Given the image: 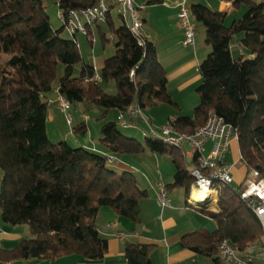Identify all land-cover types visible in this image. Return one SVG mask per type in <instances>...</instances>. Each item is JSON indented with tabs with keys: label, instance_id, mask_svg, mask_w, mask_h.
Returning <instances> with one entry per match:
<instances>
[{
	"label": "trees",
	"instance_id": "1",
	"mask_svg": "<svg viewBox=\"0 0 264 264\" xmlns=\"http://www.w3.org/2000/svg\"><path fill=\"white\" fill-rule=\"evenodd\" d=\"M97 1L58 0L63 23L56 31L42 0H0V218L4 225H26L30 231V238L21 239L13 249H0V261L66 256L101 260L108 252V241L95 224L99 210L109 208L118 217L138 223L139 202L147 197L134 174L110 169L108 157L145 151L163 154L165 146L170 147L147 137L143 144L127 138L116 121L100 126L99 143L105 154L49 142L46 118L52 93L70 108L75 104L99 107L103 113L98 121L111 109L119 117L131 106L176 107L155 47L146 39L140 47L122 22L114 25L111 13L104 23L95 24L98 30L101 25L108 27L110 38L101 33V41L103 46L111 42L114 49L113 56L101 62L99 73L81 59L76 33L70 34L71 39L60 36L69 12L88 9ZM225 1L246 7L243 16L229 25L224 12L202 4L189 8L192 21L204 28L210 52L197 69L199 104L192 117L168 119L165 125L193 133L210 117L222 118L238 137L242 161L264 179V4ZM91 30L87 28L86 37L92 36ZM237 37L247 56L234 59L230 47ZM109 82L115 84L114 94L104 91ZM84 130V123L76 126L82 135ZM184 161V155L173 158L171 187H184L188 199L194 179L184 169ZM241 192V184L221 186L216 212H203L215 223L214 231L187 230L168 241L180 243L211 264H224L217 257L224 241L241 252L261 244L262 228L240 200ZM157 246L149 241L124 243L126 264H151Z\"/></svg>",
	"mask_w": 264,
	"mask_h": 264
},
{
	"label": "crops",
	"instance_id": "2",
	"mask_svg": "<svg viewBox=\"0 0 264 264\" xmlns=\"http://www.w3.org/2000/svg\"><path fill=\"white\" fill-rule=\"evenodd\" d=\"M138 1L140 2V6H143L144 9L145 6L149 7L146 14H141L140 12V17L143 21V35L146 41L155 47L157 60L166 73L167 92L170 95V98L172 97L175 100V102L174 100L173 102L180 106L177 100L174 98L172 91H175V93L177 94V91L183 92L193 89L196 90L197 80L195 82H192L193 80L192 78H189V75L193 76L195 74L194 79H196L195 72H197L198 66L206 58V56L210 52V49L205 43L204 37H202V35L200 34H197V32L194 46L188 48L185 47L183 44L182 45L184 47L180 45L183 36L178 26L177 15L179 10V3H177V0H171L172 4H168L167 2H165L167 0H157V4H148V2H154V0ZM234 2L235 1L227 2L225 0H220L219 2H217L218 6L213 7V9L215 8L218 9V11L220 12L226 13V25L230 24L235 20L240 19L246 12V7L244 5H234ZM94 26L96 25H93L91 27L92 34ZM172 36L174 42L169 44ZM175 45L178 49L182 50V52H179L178 54L175 53ZM230 51L234 59H237L240 56H247L245 50L240 46L238 37L233 41L230 47ZM99 71H97V73H99ZM52 94L55 95V93ZM48 99L50 101V98ZM197 100L198 99L195 98L193 104L194 107L199 103ZM99 117L100 115H98L96 119H98ZM176 117L179 116H170V118L168 119H174ZM81 120V122L84 123L85 126V132L83 135H88V116L82 113ZM68 122L72 125L70 117L68 118ZM98 123L99 124L97 130L100 134L101 125L100 122ZM136 124L137 127L135 130L138 129V131H141L143 135V133H145V131L143 130L144 126L140 125L141 123H138L137 120ZM150 124L151 126L153 125L151 122ZM119 125L123 126L121 123H119ZM95 136H97V132ZM100 138L101 136L99 137L98 141L100 140ZM236 142L238 143V141H232L230 144ZM75 147H83L86 150L105 154L103 147L101 145H96L94 141L91 142L89 140H86L85 142H82L77 139ZM207 147L208 149L209 147H211V142H207L205 144V149ZM146 152L148 151H145L142 154H146ZM109 157L114 159L113 163H110L109 165L113 166V170L118 173L131 172L132 174H134V172L137 173V169H139L135 164V160H137L136 158H139V155H123L118 157ZM141 163L143 164V168L146 169L145 174H148L144 177H146L147 180L150 179L149 176L153 177L154 181H156V186L154 189H151L149 191L144 189L145 191H147V197L139 202L138 223H132L130 221L118 217V215H116L109 208H102L99 210L95 218V224L100 235L108 241V252L101 260L91 261L77 256H66L55 260L28 258L7 262L0 261V264H126L124 253L122 251V246L124 245V243H130L134 241H149L158 244V246L153 250L150 255L151 264H211V261L209 259L204 261L199 255H196L186 249H183L180 243L169 242L168 240L172 239L183 231H204L201 230V228H198V225L200 224V217L199 215H197V212L202 214L203 212H216V209L215 211H210L204 208H197L192 205H189L190 209L193 210L192 212L189 211L187 207H182L181 199L173 198L174 202H172L169 197L168 198L170 200V206H159L160 203L158 200L157 185L161 184L165 188L162 182H159L163 179L164 176L159 172V167L158 172H156L150 165L146 163L145 160H143ZM236 164L237 163L231 164L233 165L231 169V174L233 177V184L239 185L242 182V176L241 173H239L236 169ZM170 171L168 170V173ZM139 184L140 183L138 182V185ZM193 185L191 187V190L189 191V194L193 189ZM187 200L188 199L185 198V201ZM21 226L23 225H4L0 218V249L11 250L17 246L21 239L30 238V231H28V229H25V227Z\"/></svg>",
	"mask_w": 264,
	"mask_h": 264
},
{
	"label": "built area",
	"instance_id": "3",
	"mask_svg": "<svg viewBox=\"0 0 264 264\" xmlns=\"http://www.w3.org/2000/svg\"><path fill=\"white\" fill-rule=\"evenodd\" d=\"M114 6L118 9L120 21L128 31L136 38L140 47L145 46V37L142 32L143 21L140 17V10L134 5L133 0H112ZM255 3L264 4V0H250ZM178 26L182 32V44L186 47L194 46L196 37L195 23L190 17L189 8L186 7V1L182 0L178 5ZM110 4L106 5L104 0H98L95 5L88 9L69 12L66 20V29L70 34L77 32L86 35L87 28L95 24L104 23L107 15L111 13ZM59 19L63 23V15L59 13ZM134 71L131 72V76ZM95 81L100 78L95 75ZM62 112L70 110L69 103L58 98ZM126 116V117H125ZM141 109L138 107H129L118 117L119 123L125 128L136 129V120H141ZM148 130L143 133V137L161 141L175 150L182 152L186 160L195 162V166L188 169V172L194 179L193 189L189 194L187 203L197 208L215 211L218 201V187L229 186L233 184L231 169L233 165L224 161V155L232 141H238L237 135L231 126L227 125L222 118L217 116L210 117L207 122L193 133H180L165 125L159 130H155L150 124ZM211 142V148L206 157L203 156L205 144ZM113 158L108 157V162L113 163ZM240 161L242 158L240 156ZM217 187V188H216ZM242 192L240 200L246 205L251 213L257 218L262 228V242L258 247H249V251H239L236 247L224 241L218 246L217 257L224 264H264V179L257 170L251 169L241 184ZM158 200L161 207L170 206L165 188L157 185ZM194 189L201 191L209 189L214 191V204L212 205V196L199 204L191 202Z\"/></svg>",
	"mask_w": 264,
	"mask_h": 264
},
{
	"label": "rangeland",
	"instance_id": "4",
	"mask_svg": "<svg viewBox=\"0 0 264 264\" xmlns=\"http://www.w3.org/2000/svg\"><path fill=\"white\" fill-rule=\"evenodd\" d=\"M57 1L58 0H42L43 7L49 18L51 27L56 31L62 26V21L59 19V12H58V8L56 5ZM134 1L133 3L136 7L138 8L142 7L140 6V2L138 0H134ZM181 1L182 0H177V3H181ZM185 1H186L187 8H190L192 4L201 3L202 5L206 7L209 6L210 9H213L214 6H218L217 2H219L220 0L219 1L217 0H185ZM104 2L106 5L110 4V6H112L111 16H112L114 25L116 27L120 26L121 21L118 18V9L116 6L113 5L114 2L112 0H104ZM165 2H167L168 4H172L171 0H167ZM154 4H157V0H154ZM148 9L149 7L147 6H145V9L142 8V10H140L141 14H146ZM213 10H218V9L214 8ZM195 27H196L197 34L202 35L205 41L204 28L198 23H195ZM93 29L94 30H93L92 36L86 37L82 33L77 32L75 38L78 41L81 59L87 64H89L90 66H92L94 70L97 72L100 70V66H101V63L99 62H102L104 59H107L113 56L114 49H113L111 42L106 43L103 46L102 41H101V37H100L101 33H103L107 39L110 38V34H109V30L107 26L101 25L99 30L96 28V26H94ZM60 36L65 39L72 38V35H70V33L67 31L66 28L60 34ZM90 40H92L91 44H90ZM173 40L174 39L172 36L169 44L173 43L174 42ZM180 45H182V41L180 42ZM174 52L178 54L179 52H182V50L178 49L175 45ZM77 72H78V67H76L75 69V74H77ZM195 73H196V79H194L195 74L193 76L189 75V78H192L193 80L192 82H195L197 80V85H196V88H197V86L200 84L201 79H200V75L198 71ZM192 86H195V85H192ZM104 91L108 94H114L116 92V87H115L114 82H109L105 84ZM172 94L180 106H178L175 103L176 107L170 106L167 104H159L154 107H149L146 104L141 109L142 117H141V120L139 119L137 121L138 123H141L140 125L144 126L143 130L145 132L146 130H148L147 124H150V122L153 124L152 126H154L155 130H159L167 123V120L168 118H170V116L192 117L193 108H195L199 104L198 103L195 107L193 105L195 98L198 99L197 101L199 102V97L197 93L195 92V89L183 91V92L177 91L178 95L175 93V91H172ZM49 98H50V101L48 103V111H47V118H46V131L48 135V140L52 144H56L59 142H66L70 146L75 147L77 143V139H78L79 141H82V142H85L86 140H89L91 142L94 141L95 144L99 146L100 143L98 139L100 137V134L98 133V130H97L98 129L97 127L99 124L98 122H100V125H102L105 122L116 121L118 122V125H119L118 112L114 109L109 110L107 114L103 117V119L101 121H98V119L96 118L98 117V115L100 116L102 115L103 110H101L97 106L89 105V104H75L67 112H62L60 102L58 101L56 96L54 94H50ZM171 99L172 101L174 100L172 97ZM82 113L88 116V121H87V125H88L87 134L88 135H82L80 131H76V126L82 121L81 120ZM69 117L71 119L72 125L68 122ZM118 129L122 133L123 136L134 139L137 142L143 144L144 137L141 131L139 132L138 129L137 130L126 129L120 125L118 126ZM96 132H97V136H95ZM165 148L167 152L163 154H152L149 152H146V154H140L139 158H136L137 160H135V164L139 169H137V173L134 172L135 174L134 176L136 177L137 181L140 183L139 184L140 189H143V190L145 189L149 191L155 188L156 181H154L153 177L151 176H149L150 179L148 180L146 179V177H144V176H147L148 174L147 175L145 174L146 169L143 168V164L141 162L145 160L146 163L150 165L153 168V170H155L156 172H158V167H159V172L164 176L163 179L159 182H162V184L165 186V189L168 192V197L171 199V201L174 202L173 198H179L181 199L182 207L183 208L187 207L189 211L193 212V210L190 209V206L188 205V203H185L187 202L185 201L186 189L184 187H171V185L173 184V174L175 173V167L173 165L172 160L175 157H181L183 154L182 152L175 150V149H171L168 146H165ZM210 148L211 147H209L208 149L207 147L205 149L206 151L203 154L204 157L208 155ZM239 153H240V149H239L238 143L236 142V143L230 144L227 152L225 153V161L229 164L237 163L236 169L238 170L239 173H241L242 182H243L248 172L251 170V168L250 169L247 168V164L245 161L239 160L240 158ZM109 167L110 169H113V166L110 165ZM183 167L184 169H187V170L189 168H192L190 160L185 159ZM168 170L169 171L171 170V171L168 173ZM1 180H2V172L0 170V184H1ZM193 184H194V180H193ZM193 184L190 185L189 191L191 190V187ZM220 188L221 186L218 187V191H220ZM197 215H199L200 217L199 218L200 224L198 225V228H201V230L209 231V232L214 231L216 229L215 223L212 220H210L208 217H206L205 214L197 212ZM21 227H25V229H28L29 231L28 226L23 225ZM251 246H253L254 248L258 247V243L251 245ZM201 259H203L204 261L208 260L207 258H204V257L203 258L201 257Z\"/></svg>",
	"mask_w": 264,
	"mask_h": 264
},
{
	"label": "bare ground",
	"instance_id": "5",
	"mask_svg": "<svg viewBox=\"0 0 264 264\" xmlns=\"http://www.w3.org/2000/svg\"><path fill=\"white\" fill-rule=\"evenodd\" d=\"M214 191H211L209 189H204L201 191H197L194 189L193 195H192V200L191 202L194 204H199L204 202L208 196H212V205L214 204Z\"/></svg>",
	"mask_w": 264,
	"mask_h": 264
}]
</instances>
